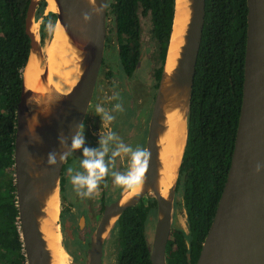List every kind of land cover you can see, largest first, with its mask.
Instances as JSON below:
<instances>
[{
	"label": "water",
	"instance_id": "1",
	"mask_svg": "<svg viewBox=\"0 0 264 264\" xmlns=\"http://www.w3.org/2000/svg\"><path fill=\"white\" fill-rule=\"evenodd\" d=\"M39 1L29 0L24 25L30 36L28 56L32 51L38 53L41 57L39 63L43 66L46 63L43 47L48 40L41 41V17L35 18ZM45 2L47 5V0ZM54 2L57 9L45 6L44 14L49 10L55 12L56 21L72 40L78 42L82 70L68 92H56L52 96L35 94L27 88L22 71V88L16 104L13 167L19 231L26 264H52L51 251L40 230L39 217L44 213L46 192L57 188L59 195L60 173L65 161L59 162L57 157L58 164L49 166L48 155L53 151H66L58 137L61 133L70 137L74 127L83 122L105 49L107 0ZM180 5L186 9L187 20L176 64L171 72H166L164 63L158 81L147 128L145 149L150 157L144 181L141 189L127 200L121 201L122 191L104 206L88 238L84 264H104L102 256L106 233L118 215L146 193H152L157 205L149 258L151 264H166L172 201L176 197L175 184L186 140L188 103L205 15V0H180ZM246 5L242 97L234 144L226 179L195 264H264V0H246ZM35 22L36 33L31 28ZM171 34L172 28L168 44ZM165 102L175 106L183 102L185 123L181 156L168 196L162 194L157 184V138L163 127ZM33 117H37L38 123ZM30 127L33 129L31 132ZM68 143L70 146V138ZM258 164L261 165L259 173L256 171ZM57 223L60 224L59 213ZM60 241L64 247L61 238Z\"/></svg>",
	"mask_w": 264,
	"mask_h": 264
},
{
	"label": "trees",
	"instance_id": "2",
	"mask_svg": "<svg viewBox=\"0 0 264 264\" xmlns=\"http://www.w3.org/2000/svg\"><path fill=\"white\" fill-rule=\"evenodd\" d=\"M28 2L0 0V264H26L16 205L13 151L16 104L22 71L24 82L29 58L30 36L24 25ZM107 2L112 25L105 46L116 40L117 62L126 76L133 74L146 51L141 23L142 16L147 17L146 41L152 60L157 61L152 70L154 94L166 60L174 0ZM45 6L48 2L46 5L45 0H40L35 10V18L41 17V41L57 22L55 12L44 14ZM246 13V0H205L186 140L175 184L176 192L182 196L187 230L178 227L169 235L166 264H195L226 179L242 97ZM155 214L156 200L146 196L118 215L110 228V234L117 237V264H151L152 233L148 234V228L154 224ZM63 216L60 208L59 222ZM86 246L87 242L70 247L74 255L70 264H84ZM76 254L80 257L76 258Z\"/></svg>",
	"mask_w": 264,
	"mask_h": 264
},
{
	"label": "flooded vegetation",
	"instance_id": "3",
	"mask_svg": "<svg viewBox=\"0 0 264 264\" xmlns=\"http://www.w3.org/2000/svg\"><path fill=\"white\" fill-rule=\"evenodd\" d=\"M108 10L109 9L107 7L106 35L108 34L109 28L112 25V14H110V12ZM146 18L147 17L142 16L141 26H142L143 38L148 37V35H147L148 31L147 30H148L149 22ZM144 25L147 26L145 33H144L145 30L143 28ZM48 35L51 36V31H49L46 34V37ZM113 40H115V39H112L109 43L111 44V42ZM105 41H106V38H105ZM115 42H116V40H115ZM109 45L105 46L102 62H101L100 68H99L98 76L96 78L92 97H91L89 106L87 108V111L85 113V117H84L83 122H82L85 125V136H86L87 146L93 147V148L98 147L99 146L98 145L99 133L101 132V133L106 134L109 131H112V132H115L116 134H118L125 144L130 145L133 148L140 146V147L145 149L148 122H149V118H150V114H151V110H152V105H153V101H154V97H155V93H156V90H155V92L153 94L154 80H153L152 85H151L152 92L150 94L148 92L149 87L143 88V90L144 89L146 90L145 93L147 95H149V97H151V99H152L151 107H149L150 102L148 101V104H147V97L148 96L147 95L145 97H144V95L140 96L136 92L137 86L140 85V83L137 84L138 80H134L135 78L129 79L130 76H126L122 72V69L119 67L118 64L114 65V67H115L114 71L112 70V66L110 64H109L110 69L109 68L105 69V64L108 62L106 52H107ZM142 46H143V44H142ZM116 54H117V42H116ZM141 57H140V59H141ZM151 57H152V55H151ZM139 62H138V65L140 64ZM115 72L117 74V77L120 80L118 79L117 82L115 81V83H113L115 89H111V96L109 95V100H107L108 103L110 102L109 107H108V105H106V103L103 106L107 110H109L113 116H115V120L110 125H108L107 127H102L100 125L96 126L97 122L98 123L101 122V118L99 116L95 115V107L97 104L101 105V102H102V101H99L100 100L99 95H102L100 91L102 90L103 80L105 79V75H110L111 73L115 74ZM113 81L114 80H112V82ZM130 87H131V89H130ZM131 91L133 92V100H131L130 96H127V97L122 96V94L131 93ZM117 94L119 95V100L114 99V97ZM149 100H150V98H149ZM117 103H121L123 106V109H125V110H128V109L136 110V118H135L136 124L140 128H143V129L145 128L143 141L141 143L138 142L137 134L135 132H131L130 130L122 131L124 124L120 118V115L123 111L122 112L112 111L113 106ZM146 104H147V106H146ZM86 120H90V122L87 123ZM77 152H79V153H77ZM77 152L73 153L72 155H70L65 160V162L62 166V169H61L60 182H59L60 208H62V212L64 215L62 218V221L59 223H60V229H61V232L63 235L62 241H63V244H64L66 251L71 256V260L74 257V255L70 251L71 243L75 246L79 245L80 247L83 246V244H86V242L88 241L87 237H88V235H90L91 231H93L95 229V226H96V224H97V222H98V220L102 214L104 206L106 204H108L109 202H111L112 200H114L124 190L123 188L116 186L113 183V178L111 177V175H109L106 178V181L101 184L98 195L94 196L93 198H81L75 192L73 185L71 184L70 179H69V173L67 171L68 168H73L76 171H83V169L80 168V159H81L83 153H82V150H79ZM128 163H129V161H128L127 157H125L124 159L117 158L116 167L114 170L124 172L128 168ZM105 184L107 185L106 187L104 186ZM175 191H176V188H175ZM146 196L154 197L152 195V193H150V194L146 193L142 197H140L139 200L144 199ZM176 196L177 197H175L172 201V210H171L172 221H171L169 235L170 234L172 235V233H174V231L178 227L183 228L185 231L187 230L185 209H184V206L181 202L182 196L178 192H176ZM154 199H155V197H154ZM175 201L178 202L177 207H175ZM180 205H181V207H180ZM180 212H181V216H182V214H185L184 226L180 225L179 223H177V224L175 223V219H176V217L178 219V216H180ZM77 213H78V215H77ZM69 215H71V218H69ZM156 217H157V205H156V214H155V218H154L153 229H154ZM153 229H152V234H153ZM168 238H169V236H168ZM167 241H168V239H167ZM167 245L168 244L166 243V247H167ZM112 249L114 252V260H115L114 263L117 264V252H118L117 237L110 234V229H109L108 234L106 235V237L104 239V243H103V256H102V258H103L104 264H112V255H111ZM165 256H167L166 249H165ZM165 259H166V257H165ZM71 260H70V262H71ZM70 262H68L67 264H70Z\"/></svg>",
	"mask_w": 264,
	"mask_h": 264
},
{
	"label": "bare ground",
	"instance_id": "4",
	"mask_svg": "<svg viewBox=\"0 0 264 264\" xmlns=\"http://www.w3.org/2000/svg\"><path fill=\"white\" fill-rule=\"evenodd\" d=\"M47 2V9H57L54 0H47ZM175 3L172 34L165 61L166 72H171L176 64L177 50L182 41L187 20L184 5H180V0H176ZM31 28L36 33L37 22L33 23ZM51 33L53 34L48 41L52 40L49 41L47 47H43V52L46 55V63L43 65L45 67L39 63L41 58L39 54L32 51L27 61V67H25L26 75L24 72V85L36 92L35 94L45 93L48 96H52L56 92H68L78 80L82 70L79 64L81 51L78 48V42L70 38L58 21ZM162 125L157 138L159 160L157 184L162 194L168 196L169 189L175 179L185 137L183 102L178 106L168 104V102L164 103ZM141 186L142 184L134 190L124 189L121 201L127 200L134 192L139 191ZM43 210L44 213L39 217L40 230L51 251V263L67 264L69 254L61 244V232L57 223L59 213L57 188L49 190L44 195Z\"/></svg>",
	"mask_w": 264,
	"mask_h": 264
},
{
	"label": "clouds",
	"instance_id": "5",
	"mask_svg": "<svg viewBox=\"0 0 264 264\" xmlns=\"http://www.w3.org/2000/svg\"><path fill=\"white\" fill-rule=\"evenodd\" d=\"M114 99L119 100V95L117 94ZM112 111L122 112V104H115ZM95 115L101 118L102 127H107L115 120V116L100 104L95 107ZM33 120L38 123L37 117H33ZM29 131L31 132L33 129L30 127ZM69 138L71 139L70 146ZM58 139L66 151L49 153L47 164L56 166L58 164L57 157H59V162L63 163L70 155L82 150L80 168L83 171L67 169L70 182L81 198H93L98 195L101 184L106 181L109 175L113 178V183L116 186L126 190H134L143 183L149 166L150 153L140 146L133 148L125 144L115 132L109 131L106 134L100 132L99 146L96 148L87 146L84 123L75 126L70 137L61 133ZM125 157L129 161L127 170L124 172L115 171L117 158L124 159ZM256 171L257 173L261 171V165H257Z\"/></svg>",
	"mask_w": 264,
	"mask_h": 264
},
{
	"label": "rangeland",
	"instance_id": "6",
	"mask_svg": "<svg viewBox=\"0 0 264 264\" xmlns=\"http://www.w3.org/2000/svg\"><path fill=\"white\" fill-rule=\"evenodd\" d=\"M53 27L50 30L51 32H52ZM143 28L145 30L144 31V33H145L146 32V29H147V26L144 25ZM51 34H53V33H51ZM45 39H46L45 40V42H46L48 40V38L46 37ZM146 39L147 38L144 37V43H143V47L146 49V51H144L143 54H142V57H141L140 62H139L140 64L137 66V68L135 69V71L133 72V74L129 77V79L135 78L134 80H138L137 84L140 83V85L137 86L136 92L140 96L141 95H144V97L147 94L145 93L146 90L145 89L143 90V88L149 87V90L147 89L148 92H149V94L152 92V88H151V85H152V82H153V79L151 78L152 77V70H153V67L157 65V61L156 60H152V57L149 54V52H150V50H149V42H147ZM50 40H52V39H50ZM49 41L44 45L45 47H47ZM106 55H107V61L108 62L105 64V69L106 68H109L110 69V66H109V64H110L112 66V70L114 71L115 70L114 65L118 64V62H117L116 42H115V40H113L111 42V44L109 45V47L107 49V52H106ZM118 79L119 78L117 77L116 72H115V74H112L111 73L110 75H105V79L103 80V83H102V90L100 91L102 95H99V98H100L99 101H102L101 102V105L102 106H104V104L106 103V105H108V107H109L110 102L108 103L107 100H109V95L111 96V89H115L113 83H115V81L117 82ZM112 80H114V81L112 82ZM130 89H131V87H130ZM122 96L123 97L130 96L131 100H133V92L132 91H131V93L122 94ZM147 96H148L147 97V104H148V101H149L150 102L149 107H151L152 99H151V97H149V95H147ZM149 98H150V100H149ZM147 104H146V106H147ZM120 118H121V120H122V122L124 124V127H123L124 129L122 128V131H124V130H130L131 132H135L137 134V140H138V142L141 143L143 141V136H144L145 128L144 129L143 128H140L136 124V121H135V118H136V110H130V109L125 110V109H123V112L121 113ZM86 122L89 123L90 120H86ZM101 122H102V120H101ZM101 122L100 123L97 122V125L96 126H98V125L102 126V123ZM77 153H79V152H77ZM177 204H178V202L175 201V207H177ZM180 207H181V205H180ZM77 215H78V213H77ZM175 223L176 224L179 223L180 225H183L184 226V224H185V214H182V216H181V212H180V216H178V219L176 217ZM59 227H60V224H59ZM152 229H153V225L151 224L150 227H149V229H148V234H151L152 233ZM60 231H61V229H60ZM91 233H92V231H91ZM91 233H90V235H91ZM107 234H108V232L106 233V235ZM90 235H88L87 238H89ZM62 237H63V235H62V232H61V239H62ZM70 246H71L72 249L75 248V245H73L72 243H71ZM79 251H82V250L79 249ZM111 255H112V264H115L114 263L115 260H114V252H113V249H112V254ZM75 257L78 258L80 256H79V254H76ZM70 260H71V256L69 255L68 262H70Z\"/></svg>",
	"mask_w": 264,
	"mask_h": 264
}]
</instances>
